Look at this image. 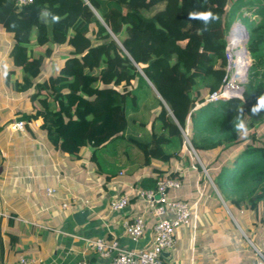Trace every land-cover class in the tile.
<instances>
[{
	"label": "trees",
	"instance_id": "obj_1",
	"mask_svg": "<svg viewBox=\"0 0 264 264\" xmlns=\"http://www.w3.org/2000/svg\"><path fill=\"white\" fill-rule=\"evenodd\" d=\"M237 14L251 58L242 97L210 102L228 76L226 35ZM0 24L21 68L12 86L30 91L32 109L18 120L42 118L50 147L92 158L105 173L149 165L172 176L179 162L201 167L182 152L186 132L213 183L199 184L214 185L264 230V108L252 111L264 98V0H0ZM60 48L62 63L42 78L47 56ZM150 83L162 99L150 95ZM240 121L244 132L234 128ZM158 180L142 179L141 189Z\"/></svg>",
	"mask_w": 264,
	"mask_h": 264
},
{
	"label": "crops",
	"instance_id": "obj_2",
	"mask_svg": "<svg viewBox=\"0 0 264 264\" xmlns=\"http://www.w3.org/2000/svg\"><path fill=\"white\" fill-rule=\"evenodd\" d=\"M12 45L13 38L0 24V264H16L23 256L32 260L29 264L105 262L87 239L117 241L126 250L149 247L157 218L139 195L141 181L167 177L169 170L147 165L132 174L105 173L92 158L72 160L50 147L40 118L13 128L22 112L31 111L32 102L30 91L12 86L21 75L9 56ZM63 51L47 56L42 78L54 75ZM174 170L182 184L168 194L189 202L193 216L176 228L175 243L163 264H264V238L245 230L256 226L248 213L231 209L214 186L199 187L204 175L192 162H179ZM122 195L128 197L127 206L112 210L111 201ZM137 216L143 217L145 231L133 240L124 222Z\"/></svg>",
	"mask_w": 264,
	"mask_h": 264
},
{
	"label": "built area",
	"instance_id": "obj_3",
	"mask_svg": "<svg viewBox=\"0 0 264 264\" xmlns=\"http://www.w3.org/2000/svg\"><path fill=\"white\" fill-rule=\"evenodd\" d=\"M34 0H16V5L23 6L32 4ZM240 26H244L241 24ZM246 29V27H245ZM247 30V29H246ZM232 31V30H231ZM226 35L227 39V79L222 86L209 93L207 100L210 102L224 101L231 97H242L244 77L236 75L233 67V58L235 57V48L230 40V35ZM242 41V36H240ZM238 50V49H237ZM232 62H231V61ZM249 65L247 60L246 67ZM43 123V119L40 118ZM24 126L23 120L15 121L12 124L13 128H22ZM184 146L185 148H192L190 141L184 132ZM192 150H194L192 148ZM204 167V166H203ZM205 168V167H204ZM182 181L180 173L175 172L172 176L161 178L157 182L155 189H141L139 192L140 197L144 198L147 202L148 208L153 216L157 218L153 225V240L149 247L142 250H126L118 247L117 241H113L111 244H107L103 239H87L88 245L91 249H94L98 255L107 258L102 264H163V252L170 250L175 243V230L178 226L188 224L193 216L191 205L189 202L171 198L168 194L170 189H178L181 187ZM199 187L200 185L198 183ZM200 189V188H199ZM51 190V189H49ZM203 188H201L200 194H202ZM128 204V197L125 195L120 196L117 199L111 201L112 210H120L126 207ZM67 204H64L66 206ZM166 213H172V218L165 217ZM124 228L127 234L133 240H139L143 236L145 231V223L142 216H137L132 222H124ZM32 260L27 257H21L20 261L16 264H29ZM75 264H91L87 259H82Z\"/></svg>",
	"mask_w": 264,
	"mask_h": 264
},
{
	"label": "rangeland",
	"instance_id": "obj_4",
	"mask_svg": "<svg viewBox=\"0 0 264 264\" xmlns=\"http://www.w3.org/2000/svg\"><path fill=\"white\" fill-rule=\"evenodd\" d=\"M241 9H243V10H247V6H246V4L244 5V4H241V7H240ZM239 14H237V15H234V18H232V20H231V25H230V28H229V32L233 29V27L234 26H236L240 21H239V16H238ZM236 16L238 17V19H236L235 20V18H236ZM247 29V28H246ZM228 35H229V33H227ZM245 35H246V33H245ZM246 43H247V41H245V46H246ZM240 47H238V46H236L235 48H233V50L235 49H239ZM249 61V64L251 63V58H250V55H249V52H247V58H246V61ZM231 61V60H230ZM88 91H90V93H92V91L93 90H91V89H89ZM150 95L152 96V94L154 95V96H157V92H156V90H155V88L153 87V88H151V90H150ZM260 123H261V125L264 127V119L263 120H261L260 121ZM184 137V136H183ZM184 140H185V137H184ZM185 146H183V153H187L190 157H191V159H195L198 163H199V165L201 166L200 168H197L198 169V171H200L201 172V174L202 175H204L205 177H204V179H207V181H209L211 184H213L212 183V180H211V177H210V174H209V172L207 171V169H206V167H205V165L202 163V160H201V158L199 157V155L195 152V150H192V148H184ZM205 168H204V167ZM214 186V185H213ZM217 190V189H216ZM218 192V191H217ZM248 216L250 217V221L253 223V224H255L256 226H252V227H249L248 229H245L246 230V232H255L256 234H260V235H262V237L264 238V230L261 228V227H259L258 226V224L256 223V221H255V219L253 218V215H252V212H248Z\"/></svg>",
	"mask_w": 264,
	"mask_h": 264
},
{
	"label": "bare ground",
	"instance_id": "obj_5",
	"mask_svg": "<svg viewBox=\"0 0 264 264\" xmlns=\"http://www.w3.org/2000/svg\"><path fill=\"white\" fill-rule=\"evenodd\" d=\"M232 34L230 35L231 43L234 47L238 46L240 47L238 50L235 51V57L233 58V67L236 75L239 77L245 76V63L247 58V51L246 48L243 45L242 39L240 36H242L243 40L245 39V33L246 29L244 26L236 25L232 29ZM232 62V61H231Z\"/></svg>",
	"mask_w": 264,
	"mask_h": 264
},
{
	"label": "water",
	"instance_id": "obj_6",
	"mask_svg": "<svg viewBox=\"0 0 264 264\" xmlns=\"http://www.w3.org/2000/svg\"><path fill=\"white\" fill-rule=\"evenodd\" d=\"M40 20H41L43 23H45V24L47 25V27H48V32H49V34H51V33H52V21H51V18H50V16H49V13H48L47 10H43V11L41 12V14H40ZM238 24L241 25L242 23L239 22ZM242 36H243V35H242ZM248 37H249V32L246 30L245 41L248 40ZM245 41L243 42V45H244V47L246 48V51L248 52L247 47L245 46ZM238 46H239V45H238ZM249 67H250V64L247 65V67H246V74H245L244 82L246 81L247 73H248ZM140 71H141V70H140ZM150 84H151V83H150ZM151 86H152V84H151ZM157 96H158L160 99H162L161 96L158 94V92H157ZM78 215H80V217H82V216L84 215V213H80V214H78ZM169 253H170V250H166V251L163 252V256H164V255H169Z\"/></svg>",
	"mask_w": 264,
	"mask_h": 264
},
{
	"label": "clouds",
	"instance_id": "obj_7",
	"mask_svg": "<svg viewBox=\"0 0 264 264\" xmlns=\"http://www.w3.org/2000/svg\"><path fill=\"white\" fill-rule=\"evenodd\" d=\"M205 21L207 22V18H205ZM261 108H264V98H259L258 99V102H257V104L255 106H253L252 111L253 112H257ZM234 128L239 130L240 132H244L246 130L243 121H240V122L234 124Z\"/></svg>",
	"mask_w": 264,
	"mask_h": 264
}]
</instances>
